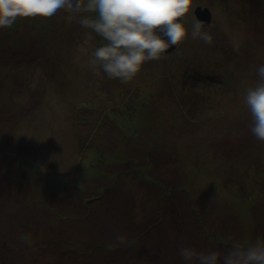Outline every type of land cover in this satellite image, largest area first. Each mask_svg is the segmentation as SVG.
Here are the masks:
<instances>
[{"label":"rangeland","instance_id":"374dc122","mask_svg":"<svg viewBox=\"0 0 264 264\" xmlns=\"http://www.w3.org/2000/svg\"><path fill=\"white\" fill-rule=\"evenodd\" d=\"M197 7L213 43L189 34L127 84L91 68L104 41L67 14L0 29V264H185L184 246L264 238V143L242 97L264 0H192L189 30Z\"/></svg>","mask_w":264,"mask_h":264},{"label":"clouds","instance_id":"9594fccd","mask_svg":"<svg viewBox=\"0 0 264 264\" xmlns=\"http://www.w3.org/2000/svg\"><path fill=\"white\" fill-rule=\"evenodd\" d=\"M192 0H0V29L11 28L18 19H50L67 14L80 27L91 30L104 41L95 47L88 64L97 74L131 82L145 63L160 60L188 35L206 44L213 43L202 22L189 30L181 18L189 13ZM258 80L244 87L243 104L251 117L250 132L264 143V64L257 69ZM22 241L28 237L21 236ZM124 243V236H117ZM179 256L185 264H264V238L234 244L221 251L184 246Z\"/></svg>","mask_w":264,"mask_h":264},{"label":"trees","instance_id":"16d2710c","mask_svg":"<svg viewBox=\"0 0 264 264\" xmlns=\"http://www.w3.org/2000/svg\"><path fill=\"white\" fill-rule=\"evenodd\" d=\"M159 183V180H158V182H156V181H154V187H153V189H156V188H158L159 189V187L157 186V184ZM111 188V187H110ZM110 191V189H108L107 190V192H109ZM103 197H105V195H101V196H99V195H95L93 198L91 197L90 199H91V201H98V200H103ZM163 199V196H162V194L160 195V199ZM91 205L90 204H88L87 205V207H86V209H87V215L89 216L90 214H91ZM159 213H160V211H159ZM160 216V215H159ZM195 217H197L196 215H195ZM86 218H88V217H86ZM161 218V217H160ZM159 218V219H160ZM160 225H161V219H160V223H159ZM159 224H158V222L156 223V224H152V227H154V226H159ZM164 224V223H163ZM182 225H184V224H182ZM182 228H183V226H182ZM168 230H169V228H167L166 230H164V235H167L168 234ZM196 232H197V234H195L194 235V238L195 237H198V238H204L205 240H206V243H208V244H210L212 247H221V249H225V248H223V246H224V243H222V242H220L219 240H215V239H212L211 238V235L209 236V234H206V232L207 231H203V230H196ZM180 233V232H179ZM179 235V234H178ZM171 236V235H170ZM162 237V236H161ZM183 237H185V235L183 236ZM186 238V237H185ZM168 239H170V237L169 236H166L165 237V241H167ZM174 238H171L170 240L172 241ZM176 239V238H175ZM174 239V240H175ZM154 247H156L157 248V250H160L161 249V247L159 248L158 246H155L154 245ZM178 247V246H177ZM155 248V249H156ZM171 251H175V249L173 250V249H171Z\"/></svg>","mask_w":264,"mask_h":264},{"label":"water","instance_id":"95a60500","mask_svg":"<svg viewBox=\"0 0 264 264\" xmlns=\"http://www.w3.org/2000/svg\"><path fill=\"white\" fill-rule=\"evenodd\" d=\"M195 14H196L197 18L199 19V21L202 22L204 26H207L210 24V22L212 20V13H211L210 9L197 7L195 10ZM181 19L183 20V18H181ZM178 46H176V47L174 46L173 48L169 49L167 53H172L173 51H175L178 48Z\"/></svg>","mask_w":264,"mask_h":264}]
</instances>
